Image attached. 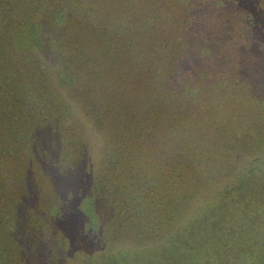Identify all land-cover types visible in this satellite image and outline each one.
Wrapping results in <instances>:
<instances>
[{
  "label": "rangeland",
  "instance_id": "obj_1",
  "mask_svg": "<svg viewBox=\"0 0 264 264\" xmlns=\"http://www.w3.org/2000/svg\"><path fill=\"white\" fill-rule=\"evenodd\" d=\"M17 1L20 12L17 5L13 6V0H0V162L3 170L7 167L9 170L8 178L0 183V264H102L111 255L118 260L123 251L132 254L137 250L133 245L135 240L143 253H139L138 259H133L134 263L144 264V258L154 257L152 255L165 241H168V246L172 245L169 243L175 229L199 211L206 198L209 200L223 191L230 181L240 178L241 172L252 167L251 160L264 154V148L251 147L252 144L264 147V121L259 118L264 112V0H165L169 7L165 14L175 34L172 39L175 57L180 61L173 77L171 74L167 76L163 89L170 92L173 106H198L199 114H190L192 133L184 138L183 132L180 137L173 135V127L168 132L157 128L156 132H160L158 135L166 145H152L151 141L143 143V136L148 131L143 130L142 136L138 125L132 129L127 127L132 133L129 146L142 150L136 153L138 156L145 152L150 155L142 165L166 164L168 154L170 164L176 165L172 159L176 157L175 160L181 161L183 152L179 154L178 149L187 148L186 140L192 138L191 135L202 137L206 134L213 138L218 132L210 128L209 118L216 120L222 130L226 127L225 132L234 131L237 137L245 140L237 147L234 141L229 144L230 149L236 147L233 150L236 153L232 157L233 163L225 164L224 168L217 167L213 160L203 161L200 165H192L187 160L190 165L186 179L198 188L196 195L190 192L181 202L182 214L178 220H164L165 223L159 227L155 225L154 215L149 213L150 217L142 225H154L144 227L153 231L151 234L142 238L141 232L133 229L128 232L129 236L125 232V236L117 235L115 240L107 235L111 225H128L122 203L117 205L116 188L118 180L124 185L130 180L125 179L127 170H116L115 174L109 160L110 142L115 135L111 130L116 127V117L110 107L124 101L122 87L113 86L110 82L98 89L103 90L99 92L105 104L111 103L110 106L100 108L91 102L88 95L90 88L95 87V81H86L85 75L79 78V75L70 73L76 68L71 59L77 43L75 30L68 25L70 10L65 11L58 1ZM199 7L209 11L213 17L223 14L218 19L226 16L234 25L232 31L225 29L227 34L222 33L223 36L214 37L211 42L196 48L192 42L190 22L198 18L196 10ZM77 14L72 13L75 21L82 17V12L79 16ZM119 29L115 36L119 43L124 44L126 37ZM10 37H15L13 48L7 46L11 42ZM2 46L8 49L6 53ZM200 52L210 53L215 58L212 70L217 74L215 77L226 73L225 84H216L214 93L201 80L181 77L180 72L186 71V64H192ZM220 53L227 54V69L219 68L217 61L224 56ZM32 57H39L36 65ZM182 61L185 63L179 66ZM59 70L71 76L69 87H59L55 74ZM48 72L52 83L50 98H47L43 81ZM170 80L173 84L172 81L169 83ZM127 95L130 99L131 94ZM225 102L233 107H228ZM52 103L55 106L46 108ZM133 103L139 106L134 98ZM207 108H212V111L207 113ZM162 112L171 123L174 121L163 108ZM172 112L173 118L178 117L174 107L169 111ZM45 116L55 118V121L36 128L40 118ZM241 120L244 122L240 123ZM99 122L106 126L102 127ZM44 127L47 128L44 129L47 132L44 140H34L32 131L37 130L36 135L39 136ZM262 134L263 141L257 144V137ZM194 149L196 147L190 144V153H186V157L196 159L191 154ZM200 158L203 160L202 155ZM138 167L135 166L136 169ZM193 167L194 171L201 170L202 173L193 172ZM206 175L211 177L205 180ZM142 176L151 179L143 174L136 181L143 184ZM24 187H27L28 194ZM115 219L118 224L114 223ZM182 233L184 235L185 231ZM190 259L191 255L185 263L189 264Z\"/></svg>",
  "mask_w": 264,
  "mask_h": 264
},
{
  "label": "trees",
  "instance_id": "obj_2",
  "mask_svg": "<svg viewBox=\"0 0 264 264\" xmlns=\"http://www.w3.org/2000/svg\"><path fill=\"white\" fill-rule=\"evenodd\" d=\"M51 1H58L65 11H67L66 9L70 10L68 25L74 28L77 36V38L75 37L77 43L74 45V56L71 59L73 64H76L77 70L74 67L76 73L74 71H70V73L79 75V78L85 75L86 81H95L96 89L91 87L90 95H88L91 102L100 108L110 106L111 103L106 105L102 93L100 94L103 90L98 89H102L105 85L108 86L110 82L113 86L123 88L121 91L125 97L124 101L115 103V107H110L113 116L116 117V127L111 130V134L115 133V135L112 136L110 142L109 160L112 162V170L115 174H117L116 170H127L125 179L130 180L125 185L120 184V180H118L116 188L119 198L116 200L117 205L120 206L122 203L124 215L128 216L126 219L128 225H111L109 231L106 230V232L115 240L117 235L125 236L126 232L129 236L128 232L138 229L144 238L146 234L153 232L145 230L144 227L154 225H142L150 217L149 213L154 215L155 225L162 227L163 223L180 218L182 214L181 202L190 192L196 195L198 186L186 179L188 178L187 168L190 165L187 160L192 165H200L203 161L208 163L209 160H213L218 165L217 167L224 168L225 164L233 163L232 157L236 153L233 150L242 145L241 142L245 139L237 137L238 134H235L234 131L225 132L226 127L222 130L221 125H218L215 119V121H211L212 118H209L210 128L218 131L213 135L214 137L212 136L215 140L206 134H203L202 137L197 134L191 135L192 138L186 140L188 145L185 146L187 148L185 150L183 148L178 149L179 154L183 152L180 157L181 161L179 162L177 159L175 160L176 157H173L172 160L176 161V165L172 166V162L170 164L169 154V161L166 164L163 162L162 165L161 163L142 165L150 155L145 151H143L145 152L143 156L136 155L139 150H142L134 145L132 148L129 146V143L132 142V133L128 131L127 127L132 129L138 125L141 129V135L143 130H147L148 133L145 136L142 135L144 137L143 143L151 141L152 145L154 143L166 145V142L158 135L160 132H156L157 128L162 132H168L173 127L175 129L171 133L180 137L183 132L182 138H184L188 133H192L190 132L192 130L190 114H199L198 106H190V104L184 108L180 104L178 108L173 106L170 92L166 88L163 89V84L168 81L167 76L171 74L173 77L180 61L177 56L175 57V48L172 43L175 34L172 32L171 25L169 27V18L165 14L167 11L169 12L167 2L165 0ZM16 5L20 12L19 2L13 0V6ZM202 6L204 7V5ZM196 11L198 18L190 22L194 47L201 48L205 43L211 42L212 38H218L220 35L223 36L222 33L225 35L227 31H232L234 23L229 18L225 16L220 20L218 19L223 14L217 18L211 16L210 12H206L204 8L199 7ZM79 12H82L81 19L79 21L72 19L74 18L72 13H78L79 16ZM206 14L210 17L206 18ZM12 18L13 16H11ZM205 19L208 20L205 22ZM118 28L126 37L124 44L123 42L119 43L116 39L115 33H117ZM39 29L43 30L42 27ZM211 30L212 34L210 35ZM9 39L11 42L7 46H15V37ZM1 48L5 53L8 50L3 46ZM220 54L224 56L219 59L220 61H217L220 63L219 68L227 69V54ZM196 56L198 57L194 58L195 61L193 60L192 64H186V71L180 72L181 77L185 80L189 78L201 80L207 83L211 87L209 91L214 93V89L217 88L216 84H225L224 74L226 73L220 77H215L216 72H212L215 66L213 63L215 58L210 53L205 55L200 52ZM31 60L36 65L39 62V57H32ZM184 63L185 61H182L179 66ZM59 71L55 73L59 87H69L67 85H70L71 76L63 74L64 71L62 70ZM43 81L47 98H50L52 83L49 72L43 77ZM85 87L87 86L85 85ZM127 94H131L130 99L127 98L129 96ZM132 97L135 99V103L139 105L138 107L133 103ZM225 104L228 105V102ZM225 104H219V106L227 107ZM53 106L55 103L46 106V108ZM173 107L178 114L176 118H173V112L169 113V111H173ZM228 107H233V105H228ZM162 108L168 112L171 119H174L172 123L164 117ZM210 111L212 108H207L206 112ZM12 112L14 113V111ZM259 118L262 122L264 121V112L260 113ZM54 121L55 118L51 119L50 116H45L40 118L36 128L39 126L40 129L43 125H48ZM243 122L244 120H241L240 123ZM100 125L106 126L104 122H101ZM44 129L47 128L44 127L39 136L36 135L37 130L32 131L34 140H36L35 138L44 140L47 136ZM263 134L257 137V144L262 143ZM232 141L237 144L234 149L228 147ZM190 144L196 147L194 151H191L196 159L186 157V153H190L188 151ZM262 146L251 145L253 149H258L255 147L262 148L260 150H263L264 147ZM201 155L203 160L200 158ZM244 156H246V152ZM251 162L252 167L241 172L240 178L236 177L233 182L230 181L229 186L223 191H219L215 197L211 196L209 200L206 198L205 203L196 212L197 214L191 216L182 224L183 226L175 229L173 240L169 243L172 244L171 246H168V241H165L158 248V252L152 255L154 257L144 258V264H186L185 262L189 260L190 255L189 264H264V154L258 155ZM106 163L102 162L105 168L107 167ZM2 166L3 163L0 162V183L9 176L8 167L7 170H3ZM126 166L127 168H125ZM135 166H139L138 169ZM29 168L31 167L29 166ZM191 169L193 170L194 167ZM193 172L202 173L201 170H193ZM106 174H108V170H106ZM143 174L151 177V179L142 176L145 181L142 184L136 181V178ZM210 177V175H206L204 179L207 180ZM175 181L176 183H174ZM200 185L202 184L200 183ZM0 189L2 190L1 187ZM24 190L27 194L29 193L27 187H24ZM148 194L152 195L149 196ZM153 195L154 199L152 198ZM114 223H117V219ZM182 231H185L184 235H181L183 234ZM137 243L135 240L133 245L137 250H132V254L125 251L122 253L121 251L114 252L121 253L118 260L114 259L117 257L111 255L102 264H135L133 259H138L139 253H143ZM163 252L167 254L162 255ZM168 258L169 260H167Z\"/></svg>",
  "mask_w": 264,
  "mask_h": 264
}]
</instances>
